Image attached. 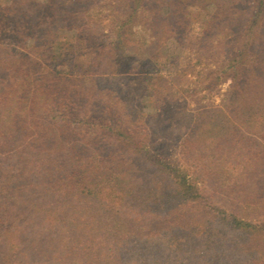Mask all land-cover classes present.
I'll return each instance as SVG.
<instances>
[{
  "label": "rangeland",
  "instance_id": "obj_1",
  "mask_svg": "<svg viewBox=\"0 0 264 264\" xmlns=\"http://www.w3.org/2000/svg\"><path fill=\"white\" fill-rule=\"evenodd\" d=\"M48 1L0 0V7L7 9L10 17L35 19V12ZM147 2L160 7L163 15L180 14L181 20L173 19L159 29L153 25L154 10L142 6L134 14L131 0H51V20L36 28L55 44L71 43L69 51L85 71L81 83L88 94L72 109L81 114L86 127L87 121L113 125L119 119L121 127L141 136L157 161L185 171L203 191L202 204L193 208L180 204L181 212L187 215L181 219L190 232H174L167 239L161 230L167 225H159L161 232L150 225L135 233L138 242H132L131 250H122L119 264H166L178 250L171 249L167 241L174 239L175 234L180 236L179 241L192 238L191 245L197 241L195 251L199 255L206 252L208 256H222L221 264H239L241 259L242 264H264V231L254 235L237 228L235 223L237 220L244 225L264 226V126L257 128L258 121L264 125V89L259 85L256 90L251 88L243 74L236 82L224 75L236 52L230 40L238 34L243 38L253 13L251 3L243 7V0H234L233 5L220 8L217 0L200 1L195 6L183 0ZM206 25L211 27L210 37L202 42ZM168 27L170 34L163 35ZM120 34L124 40L120 52L104 50L113 48ZM5 35L0 36L4 48L1 63L8 64L10 50L15 51V61L31 59L32 52L36 53L32 50L33 41L14 48L13 38ZM39 36L35 42L46 55L45 40ZM94 43L98 44V53L93 51ZM114 55L124 58L115 61ZM113 113L116 118H109ZM73 129L76 139H112L111 135ZM80 152L82 162L99 156L88 146ZM145 160L146 157L140 158L138 165L130 163L131 169L135 173L144 170L147 178L154 179L155 166ZM15 161L7 168L9 182L0 196V209L4 212L0 218V249L4 246L10 255H23L25 264H44L41 257L38 259L28 250L37 244L32 241L37 232L34 229L23 234L24 225L29 224L23 221L30 218L20 208L22 198L33 197L31 191L39 185V177H34L32 167H25V180H17L14 176L20 166ZM86 171L91 174V168ZM108 203L115 210L120 208L118 199ZM154 213L137 216L148 220L156 217ZM144 248L150 253L148 258L140 256ZM184 248L185 244L175 264L182 259V263L197 264L187 260L190 254Z\"/></svg>",
  "mask_w": 264,
  "mask_h": 264
},
{
  "label": "trees",
  "instance_id": "obj_2",
  "mask_svg": "<svg viewBox=\"0 0 264 264\" xmlns=\"http://www.w3.org/2000/svg\"><path fill=\"white\" fill-rule=\"evenodd\" d=\"M200 1L209 2L183 0L190 2L191 6ZM49 3L51 0L40 6V10L35 12V19L10 17L7 9L0 7V36L7 34L12 37L14 48L33 41L32 50L36 51L32 52L31 59L15 61V51L10 50L12 53L8 56V64L0 60V169L3 170L0 173V196L9 182L6 171L11 162L16 160V166H20L17 176H14L17 180H25L26 173L22 168L32 167L34 177H39V185L31 191L33 197H21L20 208L30 218L23 221L24 224L29 223L24 225L26 230L23 234L32 233L34 229L37 232L36 239L32 240L37 244L28 248L34 253L33 256L38 259L41 257L44 264H119L122 250H131L132 242H138L135 233L142 232L150 225L157 228L158 232L164 230L162 235L165 234L167 239L174 232H190L181 219L187 215L181 212L180 204L192 208L202 204L205 200L203 191L193 179L188 178L185 171L166 167L157 161L145 141L140 139L141 136L121 127L119 119L113 125L88 121L85 123L87 127L83 124L81 114L72 108L88 95L81 83L85 71L80 63L74 61V54L69 51L70 42L55 44L54 40L45 39L46 33L36 29L38 25L48 24L51 20L52 9ZM131 3L134 14L142 6L154 10L153 25L159 29L173 19L177 22L181 20V15L176 12L163 15L160 7L149 4L147 0H131ZM216 3L220 7L231 6L235 2L217 0ZM250 3L253 13L247 21L248 27L244 29L243 38L238 34L236 39L230 40L236 52L224 75L236 82L243 74V80L248 79L251 88L256 90L259 88L257 85L264 89V0H243V7ZM210 28L206 25L202 42L208 41ZM169 31L168 27L163 35ZM38 35L45 40L46 55H43L42 47L35 42ZM123 41V35L120 34L114 47L104 50L120 52ZM238 43L240 45L236 49ZM3 49L0 42V57ZM97 49L98 44L94 43L93 51L98 53ZM114 56L115 61L124 58L122 55ZM255 101L257 105L260 104L257 98ZM253 105L257 108L256 103ZM111 116L116 118L115 113L109 115V118ZM106 121L110 122L109 119ZM257 123V128L264 126L263 122ZM249 124L251 126L252 123ZM73 128L80 132L86 130L93 135H111L112 139H76ZM262 132L264 134V130ZM86 146L94 149L99 156L90 158L89 162H82L80 149L83 151ZM116 152L119 153L118 157L113 156ZM124 153L130 156L125 157ZM143 157H146L145 163L155 166L152 173L157 176L154 179L147 178L144 170L135 173L136 170L131 169L130 163L138 165ZM85 168H91V174L84 172ZM115 199L120 202L117 210L108 203ZM152 213L157 214L156 217L148 220L146 215H143L146 217L144 219L137 216ZM3 215V209H0V218ZM119 216L123 219H116ZM163 223L167 227L161 229L159 225ZM235 223L237 228H243L254 235L264 231V226L244 225L237 220ZM2 226L0 220V230ZM179 237L175 234L174 239L167 240L171 249L178 250L172 253L173 258L170 261L167 259L166 264L177 263L184 244V249L190 254L187 258L190 262L221 264L222 256L212 257L206 255V252L199 255L195 251L197 241L191 245L189 243L192 238L185 242L179 241ZM32 241L25 242L30 245ZM144 245L148 247V244ZM3 247L0 249V264H25L23 255H10ZM144 250L140 256L148 258L150 253ZM147 260L144 259V262ZM182 260L180 264H191L182 263Z\"/></svg>",
  "mask_w": 264,
  "mask_h": 264
}]
</instances>
